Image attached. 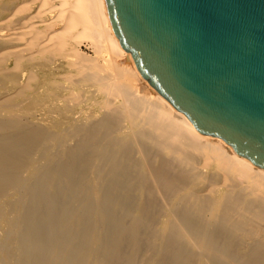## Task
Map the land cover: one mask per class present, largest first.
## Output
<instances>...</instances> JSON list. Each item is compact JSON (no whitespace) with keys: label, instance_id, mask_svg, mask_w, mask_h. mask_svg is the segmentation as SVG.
I'll use <instances>...</instances> for the list:
<instances>
[{"label":"bare ground","instance_id":"1","mask_svg":"<svg viewBox=\"0 0 264 264\" xmlns=\"http://www.w3.org/2000/svg\"><path fill=\"white\" fill-rule=\"evenodd\" d=\"M0 264H264V169L142 77L104 0H0Z\"/></svg>","mask_w":264,"mask_h":264},{"label":"water","instance_id":"2","mask_svg":"<svg viewBox=\"0 0 264 264\" xmlns=\"http://www.w3.org/2000/svg\"><path fill=\"white\" fill-rule=\"evenodd\" d=\"M137 70L197 132L264 169V0H104Z\"/></svg>","mask_w":264,"mask_h":264},{"label":"rangeland","instance_id":"3","mask_svg":"<svg viewBox=\"0 0 264 264\" xmlns=\"http://www.w3.org/2000/svg\"><path fill=\"white\" fill-rule=\"evenodd\" d=\"M57 73H59V71H57ZM60 73H62V72H60Z\"/></svg>","mask_w":264,"mask_h":264}]
</instances>
